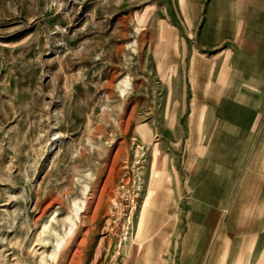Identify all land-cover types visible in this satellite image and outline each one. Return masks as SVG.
<instances>
[{
	"label": "rangeland",
	"instance_id": "374dc122",
	"mask_svg": "<svg viewBox=\"0 0 264 264\" xmlns=\"http://www.w3.org/2000/svg\"><path fill=\"white\" fill-rule=\"evenodd\" d=\"M178 13L0 0V264H264V129L174 121Z\"/></svg>",
	"mask_w": 264,
	"mask_h": 264
},
{
	"label": "crops",
	"instance_id": "0c3cea01",
	"mask_svg": "<svg viewBox=\"0 0 264 264\" xmlns=\"http://www.w3.org/2000/svg\"><path fill=\"white\" fill-rule=\"evenodd\" d=\"M178 1L182 13L175 16L184 19L185 26L174 25L179 31L172 32L185 36L184 41L175 36L176 41L170 42L179 55V61L175 58L170 64L168 79L169 97L178 99L172 110L174 121L191 129L194 120L199 130L203 115L206 129L220 130L225 124L241 129L247 122L254 130L264 129V0ZM181 113H188L190 121L182 123ZM201 142L207 144L204 138ZM255 161L262 162L260 155ZM173 163L169 177L176 187L163 186L159 193L166 189L177 201L181 184L192 190L195 181L192 177L181 181Z\"/></svg>",
	"mask_w": 264,
	"mask_h": 264
},
{
	"label": "built area",
	"instance_id": "2783aa9c",
	"mask_svg": "<svg viewBox=\"0 0 264 264\" xmlns=\"http://www.w3.org/2000/svg\"><path fill=\"white\" fill-rule=\"evenodd\" d=\"M138 184V185H137ZM136 185H137V188H136V193H138V191L140 190V188H142V182H141V176L140 175H137V180H136ZM135 197L133 198V201H134V203H133V205H135ZM131 223H132V225H133V222H132V213H131V216H130V222H129V225H131ZM127 226L126 227V230H125V236H124V238H127L129 235H130V231H131V226ZM132 232V231H131ZM123 240V239H122Z\"/></svg>",
	"mask_w": 264,
	"mask_h": 264
},
{
	"label": "bare ground",
	"instance_id": "6f19581e",
	"mask_svg": "<svg viewBox=\"0 0 264 264\" xmlns=\"http://www.w3.org/2000/svg\"><path fill=\"white\" fill-rule=\"evenodd\" d=\"M155 184V183H154ZM150 199H148V203H150ZM142 220V219H141ZM147 223H146V218L144 219V223H143V227L140 230L141 235H145L146 233H148V229L146 227Z\"/></svg>",
	"mask_w": 264,
	"mask_h": 264
}]
</instances>
